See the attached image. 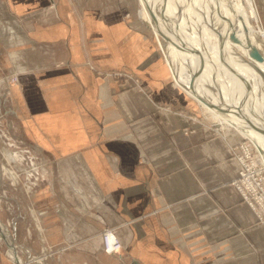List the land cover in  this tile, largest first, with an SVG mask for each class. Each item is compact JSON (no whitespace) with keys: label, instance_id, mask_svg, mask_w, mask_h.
<instances>
[{"label":"crops","instance_id":"obj_1","mask_svg":"<svg viewBox=\"0 0 264 264\" xmlns=\"http://www.w3.org/2000/svg\"><path fill=\"white\" fill-rule=\"evenodd\" d=\"M133 4L0 0V158L29 180L10 184L0 264L28 238L63 264H264V223L231 183L238 135L185 133L200 107L126 17Z\"/></svg>","mask_w":264,"mask_h":264},{"label":"bare ground","instance_id":"obj_2","mask_svg":"<svg viewBox=\"0 0 264 264\" xmlns=\"http://www.w3.org/2000/svg\"><path fill=\"white\" fill-rule=\"evenodd\" d=\"M139 2L173 81L217 125L251 138L264 159V59L249 58L245 45L227 31L233 27L243 40L249 38L264 57V31L254 25L259 21L255 0Z\"/></svg>","mask_w":264,"mask_h":264},{"label":"rangeland","instance_id":"obj_3","mask_svg":"<svg viewBox=\"0 0 264 264\" xmlns=\"http://www.w3.org/2000/svg\"><path fill=\"white\" fill-rule=\"evenodd\" d=\"M133 2H134V4H133L134 5V8H133L134 10H133V12L126 13V17L129 20H131V23H134L135 27L137 28V32H141V31L146 32V34L152 40V42L154 44V47L160 53L161 50H159L160 48H158L159 45H158L157 40L155 39V36H154V33H153L152 29L149 28L146 25L147 23L142 19V10H141V4H140L139 0H133ZM255 4H256V7H257V10H258V13H259V21H258L257 24L255 22L254 25H258L259 29L262 30V31H264V0H255ZM146 34H145V36H146ZM156 44L158 45V47H157ZM161 53H162V51H161ZM162 55H163V53H162ZM163 57H164V55H163ZM164 60H165L167 66H168V68H169V70L171 72V69H170V67H169V65H168L165 57H164ZM176 85L177 86H180L178 84H176ZM180 87L185 91V89L182 86H180ZM194 101H196L198 103V105H199L200 108H199V112L198 113H196V114H189L187 116L188 119H190L192 121V125L191 126H194V127L196 125H200L201 127H205L206 126V128H208L213 135H215V136H222V137L226 138V133H227L228 130L225 129V128H223V127H221V126H219V125H217L214 122L213 118L210 116V114H208L205 111V109L203 108L202 104L199 101H197L196 99H194ZM194 131H196V127L195 128L190 127L189 130L185 131V133L194 132ZM232 131L235 132L238 135V137H239V140H237L235 142H232L233 144H231V146L229 148V151H230L232 157L235 158V159H237L238 158L237 155L238 156L242 155L243 149L241 148V145L244 144V146L246 145L251 150V154H252L253 157L255 155L257 156V160L256 161L259 163L260 162V159H263V158H262L261 154L259 153V150L257 149V146H255L253 144V142L251 141V138L246 137V135L238 134L235 130H232ZM258 159H259V161H258ZM2 160L3 159L0 158V169H1L0 181L2 179L6 180V182H7V186L6 187L9 186L8 187L9 188V191H8L7 194L16 196L15 195L16 190L14 189V186H12V189H10L11 185H15V183L16 182H19V181L20 182L23 181L25 183L26 182H29L28 177L26 178L25 177L26 175L24 173L17 172L15 169H12V166L10 167V170L8 169L7 172L4 173V168H5V165L6 164L3 163ZM237 161L239 162L238 159H237ZM8 165H9V163H8ZM3 166H4V168H3ZM12 170H14L15 172H13ZM239 170H240V167H239ZM239 170H238V172H239ZM235 180H236V177H235V179H233L231 181V183L239 191V189L237 188V186L235 184H233V182ZM6 187H4L5 188V191H6ZM4 188L2 187L1 190H3ZM239 193H240V191H239ZM7 201L9 203H11V205L8 206V204H5L4 202L0 201V217L1 218H4L5 216H9L10 217V221H11V224L12 225L9 227V229L11 228L13 230V235H14L13 236V239H16V226H15V222H16L15 221L16 205L13 203V201H14L13 199L12 200H7ZM245 203H247V202L245 201ZM248 206H249V204H248ZM25 219H26V215L24 217V220ZM259 222L260 223H264V222H261V221H259ZM38 240L40 242V246H38V248H33V252L30 251L29 250L30 248L28 247V244H30V243L31 244L32 243H36ZM15 246H16V244H15ZM18 246H19V249L20 250L27 251V253H24L23 257L20 256L21 257V260L23 261V264H63L62 253L60 254V253L57 252L55 254L56 255V258H54L53 257V254L50 253L51 255L49 257L48 250H47L48 247H47L46 244L41 243V240L40 239H34L33 240L31 238H28V239H25V247H21L20 245H18ZM11 253H12L11 255H13V257H14V259H13V261H14L15 260V256H14L15 255V251L14 250H11ZM32 256H34V257H32ZM36 256H38L39 259L36 258ZM24 260H26V261H24Z\"/></svg>","mask_w":264,"mask_h":264},{"label":"built area","instance_id":"obj_4","mask_svg":"<svg viewBox=\"0 0 264 264\" xmlns=\"http://www.w3.org/2000/svg\"><path fill=\"white\" fill-rule=\"evenodd\" d=\"M114 75L118 78L126 77L127 79H133L131 74L123 72H117L114 73ZM17 80V76L12 77V81ZM137 83L138 82L136 81V84ZM241 148L243 149L242 155H237V159L240 163V170L233 184L237 186L242 197L245 196L243 197V199L249 204L251 210L254 212L257 219L261 222H264V171L261 169L263 168V166L261 165V163H258L256 161L257 156L255 155L253 157L251 154V150L246 145L244 146V144H242ZM6 169L4 168V173L7 172ZM12 171L15 172L14 170ZM6 184V180L2 179L0 181V201L4 202L5 204H8L9 206L11 205V203L6 200L9 194H6V192L2 193V191H5L4 187L6 186ZM2 187L4 188L3 190H1ZM9 224H11V221H9ZM102 245L103 250L106 253L119 252L123 246L120 239L115 235V233L111 229H105L102 232ZM24 253H27V251H24ZM11 257L14 259L13 255H11ZM36 258H38V256H36ZM14 263L19 264L17 262Z\"/></svg>","mask_w":264,"mask_h":264},{"label":"water","instance_id":"obj_5","mask_svg":"<svg viewBox=\"0 0 264 264\" xmlns=\"http://www.w3.org/2000/svg\"><path fill=\"white\" fill-rule=\"evenodd\" d=\"M145 23V22H144ZM146 24V23H145ZM147 25V24H146ZM149 27V25H147ZM231 28V29H230ZM228 34H231V36L238 42V43H243L247 49V54L249 58L255 57L258 59L263 60V54L261 51H259L256 46L253 45L252 41L249 38H245L244 40L238 35V31L234 29L233 27H227ZM15 253L17 254V261L18 263L22 264V260L20 255L17 253L15 250Z\"/></svg>","mask_w":264,"mask_h":264}]
</instances>
